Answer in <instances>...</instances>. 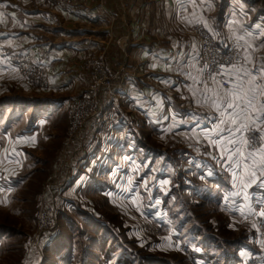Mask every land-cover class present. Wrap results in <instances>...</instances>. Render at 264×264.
I'll use <instances>...</instances> for the list:
<instances>
[{"label":"rangeland","instance_id":"rangeland-1","mask_svg":"<svg viewBox=\"0 0 264 264\" xmlns=\"http://www.w3.org/2000/svg\"><path fill=\"white\" fill-rule=\"evenodd\" d=\"M122 1L98 0V7L106 15V29L123 20L125 15L112 10L114 7L119 12ZM148 1L126 0L125 5L131 7L128 18L142 22L150 35L153 27L148 7L140 13L134 9ZM26 2L32 7L54 10L56 16L77 12L75 15L82 20L80 25L89 19L87 0ZM200 3V11L190 8L185 31L188 44L181 50L194 60L195 67L190 69L193 75L201 67L199 59L203 54L200 28L233 61L245 55V49L239 45L247 41L252 45L247 53L251 54L253 64L264 63V35H259L264 32V0ZM211 6L217 7L216 15ZM47 18L55 21L54 15ZM183 18L176 9L158 15V19L175 24L173 29L168 26V33H174L180 47ZM113 32L118 35L119 31ZM38 33L32 32L33 45L42 35ZM237 36H244L245 40L237 41ZM113 41L117 39L107 41L106 50L83 58L81 72L87 74L88 80L84 90L74 95L55 88L47 67L33 55V46L32 51L16 50L4 56L15 75L14 93L0 98L4 117L13 120L17 129H32L33 124L40 123L37 128L44 137L40 148L30 153L28 167L17 187L0 193V264H225L229 260L264 264V216L259 215L264 211V187L258 181L247 188V201L228 196L237 190L232 186L231 174L213 158L218 151L209 146L201 133V129L213 126L208 119L212 112L206 106H198L191 92L184 94L181 89L174 98L180 105L195 106L196 118L189 124L176 119L175 127L171 121L153 128L143 127L142 155L136 159L139 167L136 172L131 171L122 155L133 153L137 143H125L126 135L119 125L122 111L114 105H120L115 91L121 89L122 81L116 84L118 66L109 52ZM101 55L109 75L114 77V89L103 95L104 107L108 105L113 115L108 118L107 127L94 132L88 121L76 133L71 129L69 106L93 79V68L88 62ZM13 57L30 59L31 73L17 67ZM197 120L201 121L198 126ZM261 130L264 131V125ZM190 149L206 154L204 159L196 158L201 159V171L206 165L210 167L206 173L186 169L189 163L184 159ZM148 150L153 151V161L157 163L158 168L153 170L146 157ZM165 165L173 169L162 168ZM216 168L222 171L218 174L221 183L216 181ZM44 208L51 213L52 224L41 231L38 223Z\"/></svg>","mask_w":264,"mask_h":264},{"label":"crops","instance_id":"crops-1","mask_svg":"<svg viewBox=\"0 0 264 264\" xmlns=\"http://www.w3.org/2000/svg\"><path fill=\"white\" fill-rule=\"evenodd\" d=\"M26 1L0 0V5H7V7H0V14H2L0 15V98L14 93L15 75L9 62L4 58L7 54L15 53L16 50L32 51L33 46V55L47 67L50 81L55 88H60L63 94L74 95L84 90L88 80L87 74L81 72L83 58L97 55L100 50H106V45L115 37L117 41H113L109 52L118 66L116 84L121 80L122 85L121 89L116 87L117 93L115 91L120 105H116L117 103L114 105L122 111L119 125L126 135L125 143H137L133 153L122 155L131 171L136 172L139 167L136 159L142 155L140 130L143 127L153 128L165 121L173 122V118L189 124L192 118H196L193 114L195 106L180 105L174 97L181 89L184 94H190L187 85H191V80L182 75L179 69L191 72L194 60L181 50L184 49L185 44H188L185 31L188 28L186 19L189 18L190 8L196 7L200 11L202 0H199V3L183 0L185 1L183 4H178L181 2L178 0H149L148 4H139V7L136 5L134 9H138L137 13H140V10H146L145 7L149 9L153 27L150 28V35L147 34L148 29L147 27L145 29L142 22L128 18L131 7L125 5L126 0H121L120 13L112 7L114 13L125 15L124 21L111 24L108 29H106L105 12L98 7V0H87V8L90 10L87 12L89 19L83 21L81 25L79 22L82 20L77 18V12L56 16V11L32 7ZM211 7L213 14L216 15L217 7L216 9L215 6ZM175 9L184 15L180 23L183 30L181 47L175 42L174 33H168V26L172 27L175 24L158 19V15L169 14ZM49 15H54V22L47 18ZM36 30L42 35H39L37 42L33 45L30 40L32 32ZM114 30L119 31L118 35L113 32ZM154 30L157 32L155 33ZM159 30L166 33L159 34ZM48 32L52 33V36H48ZM63 36L65 39L62 38ZM3 111L4 109L1 114L4 113ZM165 117L168 118L165 119ZM12 121L4 117V114L0 115V193L13 191L17 187L28 167L30 153L40 148L43 136L37 128L40 123L33 124L32 129L28 127L17 129V124ZM33 137H35L34 142ZM187 153L184 160L189 163L186 165L189 172L206 173L210 169L206 165L201 171V159H196L200 157L204 159L206 154L201 152V155L191 149ZM146 157L151 161V170L158 168L157 163L153 161L155 157L152 150H148ZM204 164H208V161H204ZM139 165L140 168L144 167L142 162ZM162 168L173 169V166L170 168L165 165ZM221 172L216 168L217 178ZM216 181L221 183L222 179L218 178ZM241 251L242 247H239L238 253ZM225 264L240 263L229 260Z\"/></svg>","mask_w":264,"mask_h":264},{"label":"snow or ice","instance_id":"snow-or-ice-1","mask_svg":"<svg viewBox=\"0 0 264 264\" xmlns=\"http://www.w3.org/2000/svg\"><path fill=\"white\" fill-rule=\"evenodd\" d=\"M204 26L207 27L206 22ZM236 40L244 41L245 37L237 36ZM239 47L245 49V55L234 61H213L211 68L205 63L196 69V75L182 68L179 71L192 81L187 87L196 104L212 112L208 119L213 126L201 129V133L209 146L218 151L213 158L231 174L232 186L237 190L228 196L247 201L250 199L247 188L258 181L259 186L264 187V131L261 130L264 125V63L253 64L251 54L247 53L252 45L247 41ZM175 126L178 122L173 118ZM32 139L34 142L35 137ZM128 183H132L131 179ZM259 215L264 216V211Z\"/></svg>","mask_w":264,"mask_h":264},{"label":"built area","instance_id":"built-area-1","mask_svg":"<svg viewBox=\"0 0 264 264\" xmlns=\"http://www.w3.org/2000/svg\"><path fill=\"white\" fill-rule=\"evenodd\" d=\"M201 36V49L202 56L200 57L201 66L205 63L209 64L210 68L213 66V61H218L220 63L232 60L230 55L225 54L223 49L214 44L210 36L207 34L205 29L200 28L199 32ZM13 60L17 62V67L31 73V62L30 59L19 57H13ZM88 66L93 68V79L90 85L83 92V94L73 100L69 106V113L72 116V130L79 132L82 131L83 126L88 122L90 130L97 131L103 127L108 126V118H110L113 113L110 111L108 105L104 107L103 95L110 94L112 89H114V77L109 75L106 69V62L103 55H101L96 60H90ZM113 119V118H112ZM111 119V120H112ZM106 121V123H104ZM87 123V124H88ZM253 133H249L251 135ZM258 135L257 133H255ZM78 136V135H77ZM44 208L40 213L38 227L41 231L51 228V213Z\"/></svg>","mask_w":264,"mask_h":264},{"label":"trees","instance_id":"trees-1","mask_svg":"<svg viewBox=\"0 0 264 264\" xmlns=\"http://www.w3.org/2000/svg\"><path fill=\"white\" fill-rule=\"evenodd\" d=\"M156 262H159V261H156ZM161 264H165V263L161 262Z\"/></svg>","mask_w":264,"mask_h":264}]
</instances>
